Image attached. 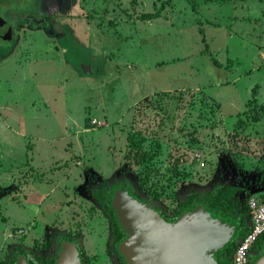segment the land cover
<instances>
[{
    "label": "rangeland",
    "instance_id": "obj_1",
    "mask_svg": "<svg viewBox=\"0 0 264 264\" xmlns=\"http://www.w3.org/2000/svg\"><path fill=\"white\" fill-rule=\"evenodd\" d=\"M17 1L32 15L0 7L15 39L0 41V264L61 249L56 232L112 264L89 197L103 182L166 214L223 186L264 195V113L246 106L255 86L264 105V0Z\"/></svg>",
    "mask_w": 264,
    "mask_h": 264
},
{
    "label": "water",
    "instance_id": "obj_2",
    "mask_svg": "<svg viewBox=\"0 0 264 264\" xmlns=\"http://www.w3.org/2000/svg\"><path fill=\"white\" fill-rule=\"evenodd\" d=\"M112 208L127 235L118 245L126 264H218L214 254L234 237V226L201 207L167 222L150 205L116 191ZM16 264L28 263L19 257ZM56 264H81L75 244H62ZM252 264H264V252Z\"/></svg>",
    "mask_w": 264,
    "mask_h": 264
},
{
    "label": "trees",
    "instance_id": "obj_3",
    "mask_svg": "<svg viewBox=\"0 0 264 264\" xmlns=\"http://www.w3.org/2000/svg\"><path fill=\"white\" fill-rule=\"evenodd\" d=\"M168 0L167 2H169ZM164 4L155 13H145L140 18L142 20H154L161 17V11ZM206 51V49H205ZM218 65V63H215ZM257 86L252 89V99L247 102L246 106L253 110L251 120L258 122L262 112L264 113V105H256L255 93ZM135 145H131L127 159L133 160L134 164L138 165L140 160L143 159L141 154L134 151ZM241 192L240 187L234 186H223L213 192H195L187 195L174 209L171 214H163L161 216L167 222L176 221L183 213L191 212L199 207L203 208L206 212L210 213L214 219H218L224 222L227 226H234V237L233 239L222 249L214 254V259L218 264H231L232 254L235 250L236 244L248 233L249 231V212L247 207V196L245 200L239 198ZM93 197L96 202L102 207L104 213L107 214L114 222L115 227L113 228L114 234L116 235V243L126 237L123 233L119 223L116 220L115 212L112 208V197L113 193H110V197L106 196V190L102 188L95 189ZM132 194V193H131ZM131 197V195H130ZM136 197V196H135ZM136 199L139 200L138 197ZM260 201H264V195L258 197ZM253 249L258 251V256L264 252V234L254 244ZM252 249V250H253ZM24 256V250L22 248H15L12 251L6 264H16L18 257ZM257 256V257H258ZM121 257V256H120ZM55 259L50 261V264H54ZM121 264H125L122 260Z\"/></svg>",
    "mask_w": 264,
    "mask_h": 264
},
{
    "label": "flooded vegetation",
    "instance_id": "obj_4",
    "mask_svg": "<svg viewBox=\"0 0 264 264\" xmlns=\"http://www.w3.org/2000/svg\"><path fill=\"white\" fill-rule=\"evenodd\" d=\"M2 4H4V5L5 4L12 5L13 8H18V10H19V7H20L17 0H5ZM35 4H38L37 0L35 1ZM1 5H0V7H1ZM20 13H26L28 15H32V13L27 12V11H20ZM38 14H40V13H38ZM35 15H37V14H35ZM13 25L14 24L11 22V17L4 18L0 14V41L7 42V43L8 42L9 43H13L14 42L15 39H14V36H13V29H14ZM98 188H102V189L106 190V193H107L106 196H109V197H110V193L112 192L113 193L112 195L114 197V193L116 191L126 192V188L127 187H125V188L124 187H115V186L114 187H108L106 182H103V183H101L98 186H93L91 188V190H90V195H89V197L92 199V203H93L94 207L96 206V208L98 210H100V212L102 213V215L105 217V219L108 222V239L106 240V242L104 244V247H103V251H104L105 255L111 257L112 264H121L122 260L125 263L124 257L121 255V253L118 250V245L127 237V235H126L125 238L121 239L120 241H118L116 243V241H115L116 235L114 234V231H113V228L115 227L114 222L111 220V218L107 214L104 213V210L102 209V207L96 202L95 198L93 197V193L92 192L95 189H98ZM129 194L131 195V197L133 199L137 200L138 202L146 204V202L141 197H139L138 195L133 194V193L132 194L129 193ZM135 196L138 197L139 200L136 199ZM30 197H31V200H32L33 197H32L31 194H30ZM113 197H112V199H113ZM152 208L160 216H161V213L166 214L165 212L160 211L156 207H152ZM46 210H47V208H46ZM46 215L42 216V217L45 218V219H43L45 221V224H47L48 220H50L51 218L53 219V217L50 218L51 215L50 216H48V215L46 216ZM33 217H34V215L31 213V215H30V217L28 219V222L32 221ZM52 219H51V221H52ZM116 220H117V218H116ZM51 221H50V223H51ZM117 222H118V220H117ZM119 226H120V224H119ZM123 233L125 234L124 231H123ZM51 235H52V233H51V230H50L49 234L46 235V237H45L46 240H48V238L51 237ZM56 241L59 243V247H61L64 242L75 244L76 249L78 251V256H79V259H80V263L81 264H89L88 263V259L86 258L85 249L83 248L79 237H76V236L73 237V235H69V234L61 233V232L60 233L56 232ZM45 244L47 245L48 243L47 242H44V243L42 242L41 244H39L38 242H34V243L31 242L30 244H27V245H24V246H15L10 251V256L12 254V251L15 248H22L24 250V256H20V257H23L28 264H50V261L53 260V259H55V263L54 264H56L57 259L59 257V254H60L62 248L61 249L59 248V250H58V247H57L56 250H55L53 247H46ZM93 246H95V244ZM258 257H257L256 254L253 253V250H252L251 253H250L249 264H252L254 262V260H256Z\"/></svg>",
    "mask_w": 264,
    "mask_h": 264
},
{
    "label": "built area",
    "instance_id": "obj_5",
    "mask_svg": "<svg viewBox=\"0 0 264 264\" xmlns=\"http://www.w3.org/2000/svg\"><path fill=\"white\" fill-rule=\"evenodd\" d=\"M96 123L97 120L94 119L92 124ZM247 207L250 217L249 231L236 244L231 258V264H249L250 253L253 246L264 234V201L251 197L247 201Z\"/></svg>",
    "mask_w": 264,
    "mask_h": 264
}]
</instances>
